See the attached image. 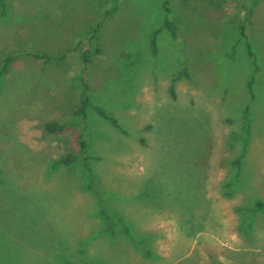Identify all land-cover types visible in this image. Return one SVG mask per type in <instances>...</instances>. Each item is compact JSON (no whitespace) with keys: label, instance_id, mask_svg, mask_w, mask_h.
<instances>
[{"label":"rangeland","instance_id":"374dc122","mask_svg":"<svg viewBox=\"0 0 264 264\" xmlns=\"http://www.w3.org/2000/svg\"><path fill=\"white\" fill-rule=\"evenodd\" d=\"M200 2L2 0L0 66L16 57L0 78V264H264V0L249 28L256 73L237 2ZM186 13L181 47L163 26ZM98 24L101 53L84 71L77 41ZM81 74L91 106L79 127L46 132L74 119ZM80 137L140 245L121 226L105 232L79 161L51 168Z\"/></svg>","mask_w":264,"mask_h":264},{"label":"trees","instance_id":"16d2710c","mask_svg":"<svg viewBox=\"0 0 264 264\" xmlns=\"http://www.w3.org/2000/svg\"><path fill=\"white\" fill-rule=\"evenodd\" d=\"M115 0H112V2ZM197 1L200 2V8H207L211 7L213 9H222L224 8V5L226 4L227 0H177L178 6L183 9V11H188V7L193 6V4ZM237 2L239 6V15L243 14L242 19L240 18L239 25H240V40H242L245 43L246 51L248 54V57L252 60V64L254 66V73L257 72L258 68L256 67V59L255 55L252 50V44L250 41V36H249V28L252 25V14L253 11L255 10L256 6L259 4V1L261 0H234ZM0 6H3L2 0H0ZM193 8V7H192ZM192 10V9H191ZM196 12V11H194ZM4 11L2 12V14ZM110 15V13H108ZM184 21L180 22L179 24L173 22V21H166L164 24V28L169 31L171 34V37L173 38L174 41L179 43L181 47L186 46L188 43L186 39H190L189 42L192 39V34H188L187 28L189 24L187 23L189 19H187V13L185 15ZM194 22V20H191ZM188 24V25H187ZM204 27V26H203ZM100 29V24L97 25L95 28H91V30L88 31V33L80 37L79 41H77L76 48H79L80 55H81V64L86 71L88 69V66L90 64V56L92 53L94 54H100L101 50L98 46V41H97V35ZM212 31V34L215 35V33ZM159 33L157 31L152 38L151 44L152 48L155 51L156 50V45H155V37ZM84 44H88V48H83ZM28 56H33L37 59L44 58L46 61H50L51 58L46 55H40L36 54L33 51H30V53H27ZM15 55H8L2 60V64L0 66V78L4 75L6 72L7 68L12 64V62L15 59ZM61 57H64L61 56ZM182 76H187L188 75L185 73H178V78ZM78 80L81 81L82 83V98L79 104V107L73 112L74 119L64 122V123H57V122H48L44 124V130L48 133H60L63 132L66 129L73 128L76 129L78 128V123L77 121L81 119L82 117L85 116L86 109L91 106L90 104V99L87 95L88 93V86L86 84V81L84 79V76L81 74ZM254 83V77L253 75L250 76L248 82H247V91L250 95V98H253L251 87ZM97 113L105 118L106 120L111 121V123L119 128V125L117 121L108 116L102 109L98 107H94ZM77 119V120H76ZM76 120V121H75ZM95 158L90 155L89 153V141L80 137L78 139V152L75 154H67L62 156L57 162H54L51 166L52 169H56L58 165H71L76 162H80L83 166L86 178H87V184H86V190L90 193H92L96 197L97 201V212L101 218H103L106 222L105 226V232L107 234H114L116 227L121 226V229L123 231V234L130 239L132 242L136 243L137 245H140L138 241H136L134 238L131 237L130 235V229L128 225L126 224L124 218L117 213L116 211H113L109 209L104 201V197L102 193L96 188L95 183H96V175L94 174L92 168H91V161L94 160ZM254 211H262L264 210V203L257 202L254 205Z\"/></svg>","mask_w":264,"mask_h":264}]
</instances>
